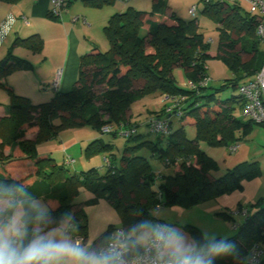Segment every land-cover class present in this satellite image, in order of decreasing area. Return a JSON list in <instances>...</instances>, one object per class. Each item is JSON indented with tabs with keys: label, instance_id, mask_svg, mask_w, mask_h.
Here are the masks:
<instances>
[{
	"label": "trees",
	"instance_id": "trees-1",
	"mask_svg": "<svg viewBox=\"0 0 264 264\" xmlns=\"http://www.w3.org/2000/svg\"><path fill=\"white\" fill-rule=\"evenodd\" d=\"M74 1L70 0V4ZM82 2L101 8L113 4L114 0ZM167 9L166 0H156L150 12L129 7L113 15L104 27L109 49L102 52L95 48L92 53L83 55L72 91L56 92L49 102L33 104L29 98L16 94L12 87L0 82L10 95L7 114L0 118V179H17L36 193L48 204L54 221H60L64 213L71 211L82 235L87 233L86 215L72 202L80 188L91 190L97 198H106L119 212L121 227L127 228L157 207L159 193L162 204L192 207L243 190L245 178L260 174L255 162L240 164L224 176L215 177L217 163L201 149L202 143L209 147L239 145L255 126H264L244 121L239 116L245 105L239 87L252 80L264 63V49L256 35L257 17L249 13L242 15L240 7L228 3L204 5L203 14L216 22L220 32L216 58L233 75L220 88H213L210 83L200 85L209 77L207 60L211 58V44L201 33L197 17L185 21L174 14L167 16ZM42 44L43 40L34 35L18 39L14 46L41 51ZM26 63L17 59L13 64H1L0 80L26 68ZM177 69L183 71L187 88L177 83ZM188 82L196 87L190 88ZM227 90L231 95L222 98L221 94ZM151 95L176 97L181 102L170 115L166 112L167 105L152 113L144 126L158 135L157 141L126 146L119 161L111 143H105L102 137L91 142L85 151L87 156L109 155L103 160L108 169L106 174L91 168L72 175L68 169L75 161L66 164L72 158L65 156L61 165L51 155L38 152L41 145L70 128L91 127L103 136L106 135L103 128L111 127L108 134L114 137L138 140L142 137L141 125L132 121V105ZM174 117L183 125L185 118L193 119L196 137L188 139L183 127L174 130ZM150 119H167L171 135L153 132ZM127 124L132 132L124 136L123 130L127 129L123 126ZM30 133L36 134L35 139H27ZM143 145L148 146L154 156L166 159V166L174 167V174L155 173L149 161L138 153ZM5 149H10L9 156L4 155ZM160 178L164 182L154 189ZM112 228L100 238L116 229ZM192 233L197 239L201 236L195 227ZM228 240L236 246L237 254L219 257L214 264L245 260L254 244H264V207L250 212L237 234Z\"/></svg>",
	"mask_w": 264,
	"mask_h": 264
},
{
	"label": "rangeland",
	"instance_id": "rangeland-1",
	"mask_svg": "<svg viewBox=\"0 0 264 264\" xmlns=\"http://www.w3.org/2000/svg\"><path fill=\"white\" fill-rule=\"evenodd\" d=\"M198 8L197 21L200 26V31L204 35L205 40L208 42L212 40L210 52L215 53L218 50L220 32L217 28L216 22L208 15L203 14L204 4L196 0ZM234 6V5H233ZM242 15L250 11V7L246 3L240 4ZM151 7H146L142 11L150 12ZM141 11V10H140ZM194 19V18H193ZM107 45H100L102 52L109 49V42L106 40ZM207 68L211 78L210 87L220 88L227 79L233 78L232 73L228 70L227 66L218 58H210L207 60ZM182 71V70H181ZM178 70L175 71L177 83L181 88H187V81L181 80L177 75ZM103 88H99L102 90ZM231 91L227 90L221 94L222 98L231 95ZM0 95H7L3 89ZM38 96V93L33 95L35 103L49 102L50 98H43ZM10 98V95H8ZM153 97V96H152ZM144 98L136 101L134 105V112L137 113L132 119L133 123L140 124V133L142 137L136 141H128L123 136L114 137L111 134L101 136L98 131L91 127L70 128L61 131V133L44 143L45 150L61 165L64 163L65 156L72 158L75 163L69 167L70 174H77L81 171H87L91 168H97L99 172L104 175L107 173V168L104 167V157L109 156L108 153H100L93 156H87L85 151L88 145L94 140L102 137L105 143H111L114 147L113 153L116 155L118 161L126 146H133L140 144L144 141L156 142L158 135L150 133L146 123L149 111H155L156 107L153 103H148ZM42 100H44L42 102ZM46 100V101H45ZM153 101V100H152ZM6 102V101H5ZM4 108L10 106L0 105ZM148 108V110H147ZM145 109V111L143 110ZM142 110V111H141ZM241 117V113H239ZM238 116V117H239ZM242 120H244L241 117ZM245 121V120H244ZM183 127L185 136L188 139L196 137V127L190 123L184 125L180 122L177 124L174 121L173 129L178 130ZM250 135L243 137L240 142V147L236 152H231L230 147H209L202 143L201 149L206 152L217 163V170L213 173L215 177L224 176L229 169H232L243 163L257 162L260 168V174L256 177L244 179V190H237L231 193L221 195L206 202L200 203L192 207L183 205H165L163 204L161 210L166 213V218L178 227H181L185 232L195 238L192 233L193 228L199 229L200 233L203 230H209L217 234V237L231 238L237 234L233 226L234 224L242 225L245 217L242 213L247 210L249 212L261 209L264 207V128L259 130L257 126ZM263 130V131H262ZM36 134L30 133L27 139H35ZM66 151V152H65ZM139 155L144 156L150 163L155 173L161 172L164 176L174 174V167H168L165 164L166 159H159L151 153L148 146L143 145L138 150ZM66 154V155H65ZM4 155H10V149L4 150ZM164 182L163 178L157 181V185L153 188L157 189L161 183ZM97 199L96 202H92ZM48 207V204L42 200ZM73 205L82 208L87 219V233L82 235L79 231L76 235L79 239L86 242L88 245L94 246L97 240L105 234L106 231L113 228H120L122 221L119 212L106 198H97L96 195L89 189L80 188L77 195L73 198ZM49 208V207H48ZM241 210V213H240ZM112 228V229H113ZM264 248V244L262 245Z\"/></svg>",
	"mask_w": 264,
	"mask_h": 264
},
{
	"label": "clouds",
	"instance_id": "clouds-1",
	"mask_svg": "<svg viewBox=\"0 0 264 264\" xmlns=\"http://www.w3.org/2000/svg\"><path fill=\"white\" fill-rule=\"evenodd\" d=\"M78 232L71 211L54 221L36 193L17 179H0V264H214L237 254L233 243L209 230L192 237L158 207L94 246Z\"/></svg>",
	"mask_w": 264,
	"mask_h": 264
},
{
	"label": "crops",
	"instance_id": "crops-1",
	"mask_svg": "<svg viewBox=\"0 0 264 264\" xmlns=\"http://www.w3.org/2000/svg\"><path fill=\"white\" fill-rule=\"evenodd\" d=\"M155 1L129 0L125 2L114 0L113 4L94 8L87 6L82 0H76L63 11L62 17L57 19L50 16L51 0H0V24L10 14L17 19L2 47H0V65L4 61L13 64L17 59L25 60L28 65L26 68L11 73L0 82L12 87L16 94L29 98L33 104H39L34 102L33 95L36 91L38 96L45 99L55 95L56 92L50 86L57 73H61L58 92L63 94L71 92L78 80L81 57L92 53L95 48L101 50L99 47L102 44L107 45L104 27L109 19L117 13L126 11L129 7L139 11L146 9V7L153 9ZM166 1L168 4L167 16L174 14L185 21L193 19L190 9L196 5V0ZM23 17L28 19L29 25L24 22ZM34 35H38L43 40L41 51H33L20 45L14 46L18 39H27ZM209 54L211 58H216L218 50ZM177 75L181 77V80H186L183 71L178 70ZM45 86L49 88L44 89ZM3 89L7 95H0V105L4 106L9 104L10 98L6 88L0 86V91ZM143 100L150 104L153 103L156 107L154 112L149 111L148 117L154 115L152 113L160 111L164 105L167 107L171 105L164 96L151 95L144 97ZM133 107L134 105H132L130 113L132 119L135 115L137 116ZM143 110L145 111V109ZM7 111L8 108L0 106V118L6 116ZM172 119L173 121H180L177 117ZM180 123L183 124V122ZM184 123L195 125L194 120L189 117L185 118ZM257 127L259 130L264 128V126ZM254 130L255 128H253ZM44 147H39L38 152L48 154ZM248 213L250 214L249 211ZM234 230L238 231L239 228ZM234 264H247V259L237 260Z\"/></svg>",
	"mask_w": 264,
	"mask_h": 264
},
{
	"label": "built area",
	"instance_id": "built-area-1",
	"mask_svg": "<svg viewBox=\"0 0 264 264\" xmlns=\"http://www.w3.org/2000/svg\"><path fill=\"white\" fill-rule=\"evenodd\" d=\"M122 1H129V0H122ZM202 4H216V3H228L230 5L238 6L240 7L241 3H246L250 7V11L248 12L250 15L256 16L258 20V25L256 27V35L258 37V40L264 49V0H199ZM70 5V0H51V10H50V16L54 18H61L63 11H65L68 6ZM198 8L197 6H193L190 9V14L193 18L197 17ZM16 17L12 14L8 15L6 19L0 24V47H2V44L6 37L8 36L9 32L13 28L14 24L16 23ZM24 22L29 25V21L26 17H23ZM209 44H212L213 41L209 40ZM60 77L61 73H57L55 76V79L53 80L50 88L54 90L55 92H58L60 89ZM211 82L210 76L200 85L207 86ZM188 86L190 88H195L196 86L192 82H188ZM49 87L45 86L44 89H47ZM239 93L245 100L244 108L241 111V117L245 121H251L254 124L257 125H264V63L259 70V72L255 75V77L242 84L239 87ZM166 100H168L171 105L167 107L166 112L173 113V110L175 108H178L180 105L181 100L176 97H169L164 96ZM151 124V129L153 132L163 135V136H169L172 133V128L169 125V122L167 119H150L148 121ZM126 127L127 130H123V135L127 136L129 135L132 130H130L129 125H124L123 128ZM112 131L111 127H105L103 128V132L108 134ZM239 149V145H234L230 147L231 152H236ZM105 162H108L107 159H105ZM74 163V160L68 159V162L66 164H72ZM158 198L160 203L157 205L158 208L161 209L162 207V195L161 193L158 194ZM156 207V208H157ZM241 213V211H240ZM242 215L245 217V219L249 216V213L247 210H245ZM240 226L239 224H236L233 226L234 229H238ZM124 228V227H120ZM118 229V228H116ZM115 229V230H116ZM247 264H264V248L261 244L257 243L252 246V248L249 251L248 257H247Z\"/></svg>",
	"mask_w": 264,
	"mask_h": 264
},
{
	"label": "water",
	"instance_id": "water-1",
	"mask_svg": "<svg viewBox=\"0 0 264 264\" xmlns=\"http://www.w3.org/2000/svg\"><path fill=\"white\" fill-rule=\"evenodd\" d=\"M8 61H4L3 66L7 64Z\"/></svg>",
	"mask_w": 264,
	"mask_h": 264
}]
</instances>
